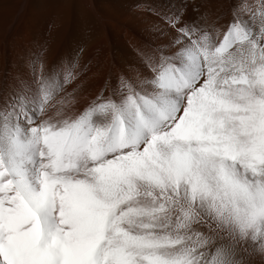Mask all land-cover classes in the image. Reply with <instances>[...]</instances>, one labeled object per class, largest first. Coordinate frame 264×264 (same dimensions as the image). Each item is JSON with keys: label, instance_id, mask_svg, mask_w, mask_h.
<instances>
[{"label": "snow or ice", "instance_id": "obj_1", "mask_svg": "<svg viewBox=\"0 0 264 264\" xmlns=\"http://www.w3.org/2000/svg\"><path fill=\"white\" fill-rule=\"evenodd\" d=\"M184 17L75 118L55 70L0 95V264L264 260V0Z\"/></svg>", "mask_w": 264, "mask_h": 264}, {"label": "bare ground", "instance_id": "obj_2", "mask_svg": "<svg viewBox=\"0 0 264 264\" xmlns=\"http://www.w3.org/2000/svg\"><path fill=\"white\" fill-rule=\"evenodd\" d=\"M240 2L0 0V95L34 88L41 75L55 70L48 114L75 118L123 75L134 76L148 46L175 35L161 16L181 9L185 20H196L220 39L221 26ZM244 2L258 8L261 0Z\"/></svg>", "mask_w": 264, "mask_h": 264}]
</instances>
